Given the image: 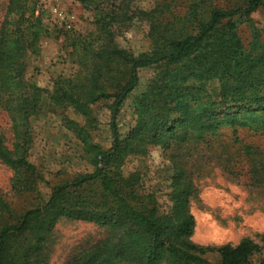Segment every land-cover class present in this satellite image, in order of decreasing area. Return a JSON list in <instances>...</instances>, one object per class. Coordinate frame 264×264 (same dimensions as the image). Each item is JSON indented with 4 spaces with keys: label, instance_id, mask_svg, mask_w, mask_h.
I'll return each instance as SVG.
<instances>
[{
    "label": "trees",
    "instance_id": "trees-1",
    "mask_svg": "<svg viewBox=\"0 0 264 264\" xmlns=\"http://www.w3.org/2000/svg\"><path fill=\"white\" fill-rule=\"evenodd\" d=\"M72 1L93 13L94 29L65 35L80 71L54 78L49 88L27 78L29 57L53 34L47 11L33 0H7L0 22V111L13 134L8 143L0 132V164L12 173L11 190L31 199L19 213L0 195V264H45L44 245L61 218L107 231L66 264H254L260 247L251 240L217 248L191 241L195 188L188 160L212 159L233 179L245 162L250 187L264 188V29L251 19L264 0H150L148 8L141 0ZM136 25L147 27L149 43L139 54L118 43ZM243 25L251 33L247 44L238 35ZM143 70L152 76L136 92ZM127 100L133 125L121 135L116 118ZM101 101L111 114L107 150L92 138L93 106ZM67 111L82 121L64 117L91 169L54 183L43 201L44 179L28 160L29 120ZM153 148L169 152L172 166L165 208L139 190L138 173L123 170ZM208 253L218 262L207 261Z\"/></svg>",
    "mask_w": 264,
    "mask_h": 264
},
{
    "label": "rangeland",
    "instance_id": "rangeland-1",
    "mask_svg": "<svg viewBox=\"0 0 264 264\" xmlns=\"http://www.w3.org/2000/svg\"><path fill=\"white\" fill-rule=\"evenodd\" d=\"M33 1L37 4V10L47 11L48 24L53 34L50 38L41 41L37 56L29 57L27 78L42 88H49L54 78L70 77L80 71L74 63L75 57L71 56L65 35L84 36L90 33L94 29L93 13L72 0ZM216 1L224 3V0ZM149 3L150 0H141L143 8H148ZM6 5L7 0H0V22ZM53 9H57L58 14L64 18L63 21L60 20L59 15L54 16ZM251 19L256 29H264V5L251 15ZM65 22L70 27H65ZM146 33L145 25L130 27L118 38V43L122 48L135 54L145 52L149 48ZM250 34L248 27L244 25L239 27L238 35L245 44L249 42ZM151 76V71L139 72L140 85L136 92L145 86ZM130 102L127 100L116 118L117 129L121 135L133 125ZM108 105L109 102L101 101L93 106L98 126L92 132V138L94 143L104 150L109 149L112 143L111 114ZM65 116L79 123L82 122L70 111L64 114L43 113L29 120L32 145L28 160L44 179V182L38 186L43 201H47L50 187L54 183L71 179L76 174L91 169L81 144L65 129ZM0 132L4 133L10 143L13 137L10 122L1 111ZM243 134V138L249 137ZM250 141L253 139L250 138ZM168 157L169 152L153 148L146 157L129 159L123 169L125 174L140 175L139 190L153 193L158 198L161 208L167 205V186L172 174ZM188 162V172L195 188V194L190 200V212L195 221L191 241L204 248H217L225 245L236 246L244 240H251L260 247V252L252 257V262L258 264L264 261V188L250 187L245 162L235 168L238 172L235 179L223 173L212 159L193 155ZM11 179V171L0 164V195L20 213L30 207L31 199L15 194L11 190ZM106 235V229L94 222L61 218L44 245L42 256L45 264H66L78 252L104 240ZM205 259L210 263L218 262L216 253L206 254Z\"/></svg>",
    "mask_w": 264,
    "mask_h": 264
},
{
    "label": "built area",
    "instance_id": "built-area-1",
    "mask_svg": "<svg viewBox=\"0 0 264 264\" xmlns=\"http://www.w3.org/2000/svg\"><path fill=\"white\" fill-rule=\"evenodd\" d=\"M53 14L56 17H58V15H59V18H61L60 20L63 21L64 18L61 16V14H58L57 9H53ZM68 22H70V21H68ZM65 27L68 28V27H70V25H68L67 22H65Z\"/></svg>",
    "mask_w": 264,
    "mask_h": 264
}]
</instances>
